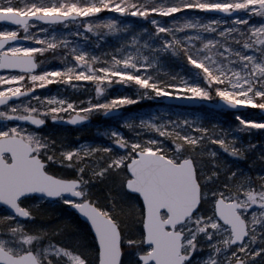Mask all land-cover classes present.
I'll use <instances>...</instances> for the list:
<instances>
[{
    "label": "snow or ice",
    "instance_id": "snow-or-ice-1",
    "mask_svg": "<svg viewBox=\"0 0 264 264\" xmlns=\"http://www.w3.org/2000/svg\"><path fill=\"white\" fill-rule=\"evenodd\" d=\"M0 264H264V0H0Z\"/></svg>",
    "mask_w": 264,
    "mask_h": 264
},
{
    "label": "rangeland",
    "instance_id": "rangeland-1",
    "mask_svg": "<svg viewBox=\"0 0 264 264\" xmlns=\"http://www.w3.org/2000/svg\"><path fill=\"white\" fill-rule=\"evenodd\" d=\"M111 39V38H110ZM114 42V41H113ZM51 55V54H50ZM61 63V61L59 59H51L49 61V66L55 67V66H59ZM48 89H50L51 91H45L43 89H37L38 92H41L43 94H55L58 90L59 87L58 85H49L47 86ZM91 90V89H90ZM62 94L64 95H70L73 97H79L80 99H83L84 96L81 95L80 92H77L75 90L69 89L67 92H63ZM144 102V101H142ZM147 102L145 104V108H142L141 106H137V105H132V106H127L126 109H124L125 112L127 113H131L133 115H139V114H148V113H155L157 112L158 109H162V108H167L168 106L163 104V101H159V100H147L145 101ZM172 110L174 112H182V111H188L185 109H181V108H173ZM194 118L196 117H201V118H206L209 114L204 115L200 112H194V111H188ZM126 113V114H127ZM217 116L221 122H223L224 124H227L230 121L234 120L233 114L230 112H226V111H219L216 114H212ZM102 115H100V117L94 116L96 122L94 124V135L92 136V139L88 140L89 142H95V143H102L106 141V137L103 136V132L105 130H107L109 127H115L116 126V122L111 120L108 123L102 122L101 120ZM70 135L75 138L76 134H74L72 131H70Z\"/></svg>",
    "mask_w": 264,
    "mask_h": 264
},
{
    "label": "flooded vegetation",
    "instance_id": "flooded-vegetation-1",
    "mask_svg": "<svg viewBox=\"0 0 264 264\" xmlns=\"http://www.w3.org/2000/svg\"><path fill=\"white\" fill-rule=\"evenodd\" d=\"M102 122H105L104 118L101 117ZM96 120L93 117L91 123L86 124L83 128H76L72 127L70 131H72L74 134H81V139L82 140H90L92 139V129L94 128Z\"/></svg>",
    "mask_w": 264,
    "mask_h": 264
},
{
    "label": "water",
    "instance_id": "water-1",
    "mask_svg": "<svg viewBox=\"0 0 264 264\" xmlns=\"http://www.w3.org/2000/svg\"><path fill=\"white\" fill-rule=\"evenodd\" d=\"M166 104H172V105H176V106H181V107H196V106H200V104L197 101H187V100H169V101H164ZM208 107L214 108L216 110H228L226 107L223 106H209L206 105ZM229 111V110H228Z\"/></svg>",
    "mask_w": 264,
    "mask_h": 264
},
{
    "label": "trees",
    "instance_id": "trees-1",
    "mask_svg": "<svg viewBox=\"0 0 264 264\" xmlns=\"http://www.w3.org/2000/svg\"><path fill=\"white\" fill-rule=\"evenodd\" d=\"M147 102H140L139 103V105H137V106H141L142 108H145L146 106H145V104H146ZM192 111H194V112H200V113H202V114H204V115H207V114H216L217 113V111H214L213 109H211V108H209V107H206V106H201V107H198V108H194V109H192Z\"/></svg>",
    "mask_w": 264,
    "mask_h": 264
}]
</instances>
